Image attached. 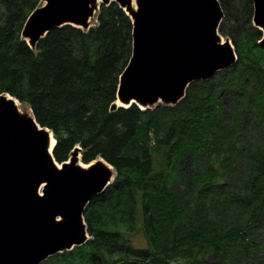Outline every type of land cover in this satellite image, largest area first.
Segmentation results:
<instances>
[{
	"label": "trees",
	"instance_id": "obj_1",
	"mask_svg": "<svg viewBox=\"0 0 264 264\" xmlns=\"http://www.w3.org/2000/svg\"><path fill=\"white\" fill-rule=\"evenodd\" d=\"M219 1L236 63L175 105L111 110L133 53L116 1L32 47L22 30L43 0H0V94L54 133L58 162L79 145L117 173L85 208L90 239L41 264H264V33L253 0Z\"/></svg>",
	"mask_w": 264,
	"mask_h": 264
},
{
	"label": "water",
	"instance_id": "obj_2",
	"mask_svg": "<svg viewBox=\"0 0 264 264\" xmlns=\"http://www.w3.org/2000/svg\"><path fill=\"white\" fill-rule=\"evenodd\" d=\"M113 1L134 27L132 57L111 110L175 105L192 82L210 80L237 61L232 41H221L225 14L219 0H136V9L133 0H44L27 19L22 37L34 47L66 24L89 29L95 12ZM253 1L255 25L264 31V0ZM39 125L0 95V264H41L86 243L85 208L116 176L99 159L89 168L68 161L58 168L47 150L50 130Z\"/></svg>",
	"mask_w": 264,
	"mask_h": 264
},
{
	"label": "bare ground",
	"instance_id": "obj_3",
	"mask_svg": "<svg viewBox=\"0 0 264 264\" xmlns=\"http://www.w3.org/2000/svg\"><path fill=\"white\" fill-rule=\"evenodd\" d=\"M136 7H137V3H136V0H133V2H132V5H131V9H136ZM255 11H256V6H255V3H254V15H253V23H254V25H255ZM256 26V25H255ZM221 41H224V39L222 38V40ZM215 76V75H214ZM213 76V77H214ZM5 98L7 99V100H12V101H15V104L16 105H18L17 107L18 108H20L21 109V104H19L20 102H18L17 100H15V99H12L11 98V96H9V94H7V95H5ZM126 105H128V104H126ZM19 109V110H20ZM22 110V109H21ZM20 110V111H21ZM22 112V111H21ZM32 111L30 110V112L29 113H31ZM32 114V113H31ZM39 127H40V125H39ZM55 144H56V142H55V139H54V135L52 134V132L51 131H49V140H48V145H47V150H48V152L49 153H51L52 154V151H53V148H54V146H55ZM100 161H102L107 167H109L110 169H112V166H111V164L109 165V163L106 161V160H104V159H99ZM69 162H72L73 164H75V165H78V166H82V167H85V168H89L90 167V165H91V163H87V165H82L80 162H79V154L77 153V154H73V155H71V157L69 158ZM55 163H56V165H57V167L58 168H61V164H59L58 162H56L55 161ZM61 219V217L59 216L58 218H57V221H59Z\"/></svg>",
	"mask_w": 264,
	"mask_h": 264
},
{
	"label": "rangeland",
	"instance_id": "obj_4",
	"mask_svg": "<svg viewBox=\"0 0 264 264\" xmlns=\"http://www.w3.org/2000/svg\"><path fill=\"white\" fill-rule=\"evenodd\" d=\"M96 17H97V12H95V15H94V17H92L91 18V21H90V23L91 24H93L95 21H96ZM223 38H224V40L225 39H228V37H226V36H224L223 35ZM213 78V77H212ZM10 96V95H9ZM14 98V97H13ZM15 99V98H14ZM15 100H17V99H15ZM18 102H20L19 100H17ZM17 104V103H16ZM19 104H21L20 106H21V111L22 112H25V114H28L29 112H30V110L32 111V109H31V107L28 105V104H26V103H22V102H20ZM159 105V104H158ZM18 106V105H17ZM19 107V106H18ZM32 113V112H31ZM80 151V153H81V149L79 150ZM72 154H70V156H71ZM69 156V157H70ZM79 162L82 164V165H87V163H84L82 160H81V155H79ZM110 165V164H109ZM262 227V226H261ZM261 227H258V232H261ZM263 229V228H262ZM260 241H262L260 238H255V239H253L252 240V243H254V244H257V243H259Z\"/></svg>",
	"mask_w": 264,
	"mask_h": 264
}]
</instances>
